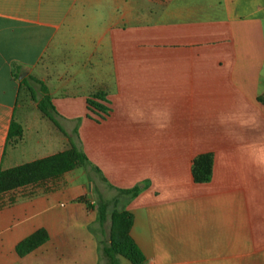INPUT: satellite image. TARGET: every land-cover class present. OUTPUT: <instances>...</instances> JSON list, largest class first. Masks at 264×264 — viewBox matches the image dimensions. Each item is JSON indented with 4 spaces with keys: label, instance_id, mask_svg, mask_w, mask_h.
Instances as JSON below:
<instances>
[{
    "label": "crops",
    "instance_id": "0c3cea01",
    "mask_svg": "<svg viewBox=\"0 0 264 264\" xmlns=\"http://www.w3.org/2000/svg\"><path fill=\"white\" fill-rule=\"evenodd\" d=\"M22 79L37 99L18 112ZM260 96L264 0H0V170L71 145L90 164L87 182L73 169L0 192V264H108L101 200L132 214L144 264H264ZM38 229L47 240L20 256Z\"/></svg>",
    "mask_w": 264,
    "mask_h": 264
},
{
    "label": "trees",
    "instance_id": "16d2710c",
    "mask_svg": "<svg viewBox=\"0 0 264 264\" xmlns=\"http://www.w3.org/2000/svg\"><path fill=\"white\" fill-rule=\"evenodd\" d=\"M20 83V89L25 84L29 90H32L24 79ZM41 86L43 97L37 102V106L44 115L51 117L48 112L49 109H52L51 100L45 86L43 84ZM95 98L102 99V96L95 95L87 98V108L92 113L98 112V117L103 118L108 113V109L98 100H95ZM258 101L264 103V97H258ZM21 139L22 128L19 123L12 120L7 141L12 144ZM212 164L213 155L211 153L196 155L191 165L194 182L202 183L209 181L212 175ZM88 165L90 164L87 156L77 147L71 145L69 148L47 157L0 170V192L45 179L55 178L78 167L85 168ZM138 191V186L130 189H118L120 194L130 196H135ZM114 202L101 200V203L97 207L100 222L103 223L109 220L110 223L108 242L103 247V253L108 259V264H119L118 257L127 259L130 264H144L145 256L129 234L133 221L132 214L126 209L116 207V205H114L111 211H108L109 205ZM47 238L46 231L38 229L17 243L16 252L20 256L25 255L45 242Z\"/></svg>",
    "mask_w": 264,
    "mask_h": 264
},
{
    "label": "rangeland",
    "instance_id": "374dc122",
    "mask_svg": "<svg viewBox=\"0 0 264 264\" xmlns=\"http://www.w3.org/2000/svg\"><path fill=\"white\" fill-rule=\"evenodd\" d=\"M35 93H36L35 91L29 90L25 84L22 85V87L20 89L19 106L17 108V111L18 112L21 111V108H23V105H25L26 103L29 104L31 102V100L33 99V97L36 98ZM75 173H77L79 175L80 180L82 182H87L88 177H87V172H84V167H78V168H76L75 169ZM114 205H116L115 202L112 203L109 206V209L108 210L113 209ZM116 207H117V205H116ZM123 259H124V261H128L125 258H123Z\"/></svg>",
    "mask_w": 264,
    "mask_h": 264
},
{
    "label": "clouds",
    "instance_id": "9594fccd",
    "mask_svg": "<svg viewBox=\"0 0 264 264\" xmlns=\"http://www.w3.org/2000/svg\"><path fill=\"white\" fill-rule=\"evenodd\" d=\"M161 127H163V125H161ZM262 165H264V161L260 162Z\"/></svg>",
    "mask_w": 264,
    "mask_h": 264
}]
</instances>
